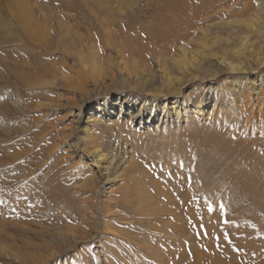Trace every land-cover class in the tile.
<instances>
[{
	"label": "bare ground",
	"instance_id": "6f19581e",
	"mask_svg": "<svg viewBox=\"0 0 264 264\" xmlns=\"http://www.w3.org/2000/svg\"><path fill=\"white\" fill-rule=\"evenodd\" d=\"M81 1L94 16L98 25L106 32L108 37L105 42L107 41L110 47L118 51V63L115 62L116 58H104L107 65V68L104 69L101 52H98L97 47L94 45L96 44L94 35L90 34L89 42L92 43L85 44L84 39L77 33L78 31L75 32V36H71L72 29L70 30L63 23L59 27L58 45L55 49H52L51 27L47 24L50 17L41 8L39 13L44 18L43 22L45 24L39 21L38 14L34 9L25 7L14 13L17 22L14 29V26L11 27L9 24L0 22V44L4 43L5 40L6 42L8 40L10 42L21 41L25 37L29 42L36 43L45 52H54L60 49V44L66 49L68 45L76 47L82 45L86 49L85 52H78L73 57L75 59L74 64L78 66V69L76 68L78 75H85L88 77L87 80L74 79L66 76L64 72L61 75L70 89L82 92L85 98L91 99L92 86L98 88L102 84L105 85L106 78H109L108 82H110L108 85L103 86L100 92L96 93L97 96L102 93V99L89 108V113L83 117V123L85 124L81 128V146L77 142L73 143L76 149H82L86 154L93 157V161L98 168L97 172L92 173L91 170H88L87 176L85 174L86 180L76 184L81 192L80 196L75 197L77 201L70 200L64 205L66 208L60 206L57 201L53 203L52 213L55 216L52 220L57 225L56 228L51 229L46 226L48 221H52L46 216L49 209L48 204L40 202L38 207H35L34 204L33 208L36 212H30L27 215L28 218L33 219L31 220L33 221L32 225L42 228L41 231L36 232L41 243L30 240L25 243L26 253L22 254L12 249L11 254L16 256L18 260L22 259L25 263L26 259L29 258L28 264H46L52 258L57 257L61 251V245L56 247L54 243H62L63 245L67 242L70 246V242L87 243L95 238V235L92 236L85 227L70 225L69 220H77L85 224L91 223L90 220L92 219L96 222L95 224L100 222L102 233L112 232L115 230L113 222L118 218L126 220L127 211L132 209L137 216L144 218L146 222L148 220L146 224L148 228L155 229V235L162 236V232H166L164 234L169 238L164 239L165 237H161L160 239L159 237L157 238L158 244L155 243L154 245V242L148 241L147 236L133 237L131 238L133 240L132 244H140L136 250L139 254H135L142 255L140 261H136L133 256L128 257L126 252L125 255L127 256L123 255L120 250H102L99 264H115L116 262L118 264H146L143 260L144 254L159 261L160 264H171V260H174L176 264H182L187 247L180 241L186 242L188 232L186 230L187 223L184 221L181 210L179 211L180 208L175 201L176 197L179 196L188 205L192 201L194 193H197L196 195L201 198L207 199L209 197L217 200L231 198L232 195H229L228 192L237 193L234 190L242 189V195L240 196L246 199L247 196L256 195L260 189L264 188V181L261 178L259 182L257 181L253 185L252 179L251 181L238 174L232 175V171L237 164L234 161L231 162L232 160L236 161L234 158L237 152L245 151L251 155L261 156L260 154H263L260 158H262L261 162L264 163V0H188V9L191 13H189L188 38H190L191 43L196 42L199 44L200 47L196 52L180 45L181 39L178 40L177 37L179 36L177 34H171L172 37L174 36L171 40L166 39V37L163 39L164 34L162 31V34L155 36L146 27L147 23L142 20L141 7H139L136 0ZM152 1L163 6L167 12L178 11L179 5L175 0ZM152 1L147 0V3L144 2L149 7ZM219 6L222 10L218 8ZM121 16L123 17L122 20L119 18ZM112 28L116 30L119 36L114 35ZM125 31L130 34V39L123 38ZM144 31L149 41H151L150 43H152L153 50H150L148 45L146 46L143 43ZM18 32L22 34L20 35ZM90 32L92 33V31ZM118 38H121V40H118ZM175 46L179 48L180 53L173 55L170 51ZM146 47H148V51L142 50ZM160 49L167 53H161ZM212 59L216 60L215 64ZM63 64L66 66L65 62ZM152 64H156L158 69H154ZM55 69L52 66L44 73L47 74ZM14 73L18 80L27 87H38L44 84L36 80L30 70L28 73L22 71L20 74ZM117 75L118 78H116ZM222 75H227V77H224L225 79L218 86L214 84L199 85L198 91L193 88L191 92L186 93L185 88L197 79L201 82H208ZM88 80H91V87H87ZM221 84L234 87L237 97L235 113H226L228 114H225L226 117L217 114L216 121L208 128L215 129L213 131L217 142L221 144V147L226 148L225 151L227 150L228 155H226L227 158L221 156L223 159L218 160L214 156L211 158L210 153L207 152L209 158L204 160L205 162L196 165L197 163L195 164L194 159H192V152L188 150L184 143L180 144V139L184 136H182L184 133L180 130L183 128L188 129L190 123L195 127L202 126V128H206V124H209L212 118L211 114L215 109L216 102L209 103L211 102L210 98L214 96ZM119 87L124 90L128 89L141 96V98H135L133 97L134 94L127 92H116L115 89ZM192 94H195V96L192 97ZM84 99L80 101L81 107L84 106L86 101ZM118 106L119 112L115 109L116 107L118 109ZM208 107L212 110L205 117L202 116V109H208ZM144 123L148 132L150 128L155 132L161 126L160 137L163 138L165 134L164 137L167 138H160L161 141H157L155 140L156 136H153L154 140L151 141V139L147 144H145L146 142H134V139L137 141L141 138L138 131ZM135 125L138 127L136 128ZM106 131H108L111 138H125L128 144L132 146L133 150L129 151L128 157L122 155L121 152L114 154L115 143L111 142L109 151L105 152L101 148V140ZM198 132L191 133L193 136L191 138L196 139L194 137L200 133ZM188 140H190L189 137ZM206 140H208V137ZM205 141L203 139V142ZM192 142L195 141L191 140ZM198 143L196 142V144ZM204 145H207V143ZM58 146L59 144L55 142L53 149L56 150ZM144 147L150 151V157L152 158L150 162L156 163L153 172L148 171L135 160L137 157L135 151H140ZM210 147L213 148V146ZM218 157H220V154ZM75 167L76 164H69L68 169L71 170ZM124 173L127 176L129 175L131 181H134L135 190L129 189L130 187L128 188V185H125L126 181L121 182L124 181L122 180ZM151 173H154V175L156 173L166 179L167 184L155 180L156 176L154 179ZM191 175L196 181L194 184L189 185L188 181ZM206 176H211L209 181L199 182L200 177ZM229 177H235V182L233 181L232 185L227 184L226 179L229 180ZM168 178L171 179L170 182L167 180ZM115 182H121V186H119L121 190L126 189L118 200L108 196L114 190ZM101 184L106 187L103 193L101 213L92 214L90 209L94 208L96 200L91 194ZM241 200L243 201V199ZM26 202L29 204L22 201L18 205L21 208L16 209V217L20 216L19 213L22 212L24 206L28 207V205L31 206L35 203L32 198L26 200ZM262 208H264V205H262ZM31 209L28 208V210ZM69 209L77 211L78 218L66 214ZM119 210H122V212L120 211V213ZM100 214L103 218H112L113 220H103ZM159 215L173 217L174 223L172 224V222L164 219L156 221L155 217ZM62 221L65 222V225L60 224ZM5 222L0 219V229L5 228ZM12 225L16 228L25 226L24 223L18 221L12 222ZM42 225H45L44 228ZM168 227L170 230H168ZM29 231L33 232V230L28 229ZM47 237H50L53 242L47 241ZM172 240L173 243L171 244ZM168 244L172 245L173 248L175 247L176 252L171 249L172 247L167 249L166 245ZM127 252L130 254L129 251ZM176 258H181V260L178 261ZM85 261L87 264H96L97 262L91 254L85 255Z\"/></svg>",
	"mask_w": 264,
	"mask_h": 264
},
{
	"label": "rangeland",
	"instance_id": "374dc122",
	"mask_svg": "<svg viewBox=\"0 0 264 264\" xmlns=\"http://www.w3.org/2000/svg\"><path fill=\"white\" fill-rule=\"evenodd\" d=\"M136 1L139 7H141L142 20L147 23L146 27L149 28L155 36L163 33V39L166 37V39L171 40L174 37H172L171 34H177L179 36L177 37L178 40L181 39L180 45L189 48L193 52L199 49V44L196 42L191 43L189 40L190 38H188V24L190 18L188 0H175L179 7L178 11L173 10L172 12H167L163 6L156 4L152 0L149 7L146 6L147 0ZM24 7L34 9L36 14H38L40 22L44 20V18L40 16V8L50 17L47 24L51 27L50 34L53 39L52 49H55L58 45L57 36H59V27L60 24L63 23L64 26H68L70 30L72 29L71 36H75V32L78 31L77 33L84 39L85 44L92 43L89 42L90 34L94 35L96 43L94 45L97 47L98 52H101V54H99L103 57L104 69L105 67L107 68L104 58H116L115 62H119L117 55L118 51L110 47L107 41L105 42L108 37L106 36V32L98 25L94 16L86 9L81 0H0V22L7 25L9 24L13 27L17 24L14 13ZM220 7L221 6L218 8ZM220 10H222V8H220ZM119 18L122 20L123 17L121 16ZM224 18L228 19L227 17ZM49 20L51 21L49 22ZM90 31H92V33ZM112 32L114 35L117 34V36H119L113 28ZM18 34L21 35L22 33L18 32ZM123 34V38L130 39V34L128 32L125 31ZM143 37L144 45H148L149 49L153 50L152 43H150L151 41H149L145 31ZM118 40H121V38H118ZM8 41L6 42L5 40L4 43L0 44V219L6 221L5 228H3L4 230L0 229V264H28L29 258L26 259L25 263L22 259L18 260L16 256L11 254L12 249L22 254L26 253L27 251L25 250L27 249L25 243L30 240L35 243H41L37 235L38 233L36 232L41 231L42 228L32 225L33 221L31 220L33 219L28 218L29 216L27 213L36 212L33 208L34 204L35 207H38L40 202H46L49 207L46 216L50 220L54 219L55 214L52 213L53 203L57 201L60 206L62 205L65 207L64 205L70 200L77 201L75 197L80 196L81 192L76 187V184H80L86 180L88 170H91L92 173H96L98 170L96 163L93 161V157L86 154L82 149H76L73 143L77 142L79 146H81V128H83L85 124L83 123V117L89 113V108L93 107L98 100L102 99V93L98 96L96 93L100 92L102 87L108 85L110 82H108L109 78H106L105 85L102 84L100 85L101 88H95L94 86L91 87V80H88L87 87H91L93 91L90 95L91 99L85 98L82 92L76 89H70L61 75L65 73L66 76L73 77L74 79L87 80L88 77L85 75H78L76 70L78 66L74 64L75 59L73 55L78 52H85L86 50L82 45L80 47L68 45L66 49V47L60 44V49L54 52H45L44 49L37 46L36 43L29 42L25 37H23L21 41ZM148 47L142 50L148 51ZM159 51L161 53H167L162 49ZM170 52L173 55L180 53L179 48L176 46L171 48ZM152 61L154 63L153 59ZM212 61L214 64L216 63L215 59H212ZM64 62L67 67L63 64ZM52 66L56 68L54 71L52 70V72L50 71L47 74L44 73ZM152 66L154 69H158L156 64H152ZM29 70L33 73L36 80L43 82L45 85L42 84L41 86L32 88L27 87L18 80L14 73L20 74L21 71L28 73ZM118 77L117 75L116 78ZM224 77L226 78L227 75H222L208 82H201L197 79V81L185 88L186 93L191 92L193 88H196L198 91L199 89L197 88H199V85L205 86L207 84H214L218 86V84L225 79ZM228 86L221 84L219 89L214 93V96L210 98L211 102L209 103L216 102L209 124H206V126L203 125L206 128H202V126L195 127L190 123L188 129L185 130L183 128L180 130L184 133L182 134V136H184L180 139V144L182 145L184 143L185 146L188 147V150L192 152V159H194L193 162L195 164L197 163L196 165L205 162L204 160L209 158V153L211 158L214 156L218 160H222V157L227 158L226 155H228V153L227 150L225 151L226 148L220 146L221 144L217 142L216 136L214 135L213 130L215 129H209L208 127L216 121L215 118L217 114L221 117H226V115H228L226 113H235L237 97L234 87L231 85ZM99 88L100 90H98ZM115 91L134 94L130 90H124L121 87L115 89ZM194 96L195 94H192V97ZM133 97L141 98V96H138L136 93ZM83 99L86 101L84 102V106L81 107L80 101H83ZM115 109L119 112V106L118 109L117 107ZM211 110L212 108L209 107L208 109H202V116L205 117ZM143 125L138 131L141 138L137 141L136 139H134L135 141H129L137 143L146 142L145 144H147L151 139V141L154 140L153 136H156L155 140L157 141L167 138L164 137L166 136L165 134L163 138L160 137L162 131L161 126H159L155 132L152 128H150L148 132L145 123ZM183 125H185V123H183ZM137 127L138 126H136V128ZM194 131L200 132L194 137L196 139H192L193 136L191 133H194ZM108 134V131L104 132L101 140V148L105 152L109 151V145L112 142L113 144L115 143L116 147L114 148L115 153L113 152L115 155L117 152H121L122 155L128 157L129 151L133 150L132 146L128 144L125 138L114 139ZM188 137L190 140H188ZM207 137L208 140L205 141ZM203 139L209 146L204 145L206 143L203 142ZM191 140L195 142L191 143ZM55 142L60 146H58L56 150L53 149ZM196 142L199 143L196 144ZM175 144L179 145L177 143ZM210 146H213V148ZM207 152L209 153L206 154ZM135 154L137 155L135 160L142 164L145 169L152 172L153 169L155 170L156 165L154 166V164L156 163L153 164L150 162L152 158L147 148L144 147L140 151H135ZM219 154L220 157H218ZM260 155L263 156V154ZM261 156L251 155L245 151L237 152L234 158L236 161H231L237 164L232 171V175L238 174L247 180L252 179L253 185L255 182H259L260 178L264 181V163L261 162ZM69 164H76V167L70 170V168L68 169ZM151 174H153L154 179L156 176L155 180L158 182L167 184L166 179L158 176L156 173L155 175L154 173ZM128 176L124 173L122 177L124 181L121 182L123 183L126 181L125 185H128V188L130 187L129 189L135 190L134 181H131ZM153 176L151 177L153 178ZM210 177L211 176L200 177L199 182L203 180L207 182ZM194 179L193 175H191L188 184H194L196 181H194ZM167 180L170 182L171 179L168 178ZM226 181L228 185H232L235 182V177H229V180L226 179ZM118 183L119 182H115L114 190L112 189L113 191L108 195L117 200L126 190H121L119 187L121 184ZM105 188V185L101 184L96 191L92 192L91 195H93L96 200L94 208L90 209L92 214H99ZM241 190L242 189L234 190L237 193L233 191L228 192L229 195H232L231 198L228 197L217 200L210 199L209 197H207V199L201 198L196 195L197 193H194V197L188 205H186L179 196L175 198L180 208L179 211L181 210V215L187 223L186 230L188 232V239H186V242L180 241V243L187 247L182 264H264V208H262V205H264V188L260 189L256 195L247 196L246 199L240 196L242 195ZM31 198L35 203L31 204V206L28 205V207L24 206L25 210L23 209L22 212L19 213L20 218L16 217V209L18 207L21 208V206L18 205H20L22 201L23 203L29 204L26 200ZM252 198L253 200H251ZM241 199H243V201ZM77 205L81 207L78 203ZM208 205L212 208L211 212L208 211ZM29 207L32 209L28 210ZM120 211L122 212V210H119V212ZM66 214L78 218V212L72 209H69ZM100 215L103 220H113L112 218H103L102 214ZM126 217V220L119 218L115 220L113 222L115 230L106 233H102L100 222L95 224L96 222L92 219L90 220L91 223L85 224L81 221L69 220L68 222L70 225L85 227L92 236L95 235V238L87 243L70 242V246L67 242V245L65 243L63 245L62 243H54L56 247L61 245V251L57 257L52 258L50 261L46 262V264H87L85 261L86 254H91L92 257L97 260L96 264H99L101 261L100 252L102 250H120L123 252V255L127 253L128 257L133 256V258L138 261L142 255L135 254H139L136 250L140 244H132L133 240H131V238L147 236L146 238L148 241L154 242V245L155 243L158 244L159 241L157 238L159 237L160 239L161 237H165L164 239L169 238L165 236L166 232H162V236L158 234L155 235V229L148 228L146 224L148 220L146 222L144 218L137 216L132 209L127 211ZM160 219L170 221L172 224L174 223L173 217L170 216L159 215L155 217L156 221ZM15 221L22 222L25 226L16 228L12 225V222ZM60 224L65 225V222L62 221ZM46 226L53 229L56 228L57 225L54 224V220H52L48 221ZM28 229L33 230V232L29 231L30 233L32 232L30 234ZM168 230H170L169 227ZM31 237L32 239H30ZM46 240L50 243L53 242L50 237H47ZM172 243L173 240L171 241V244ZM168 245H166L167 249L172 247V245ZM167 249L165 250L166 252L168 251ZM171 249L175 252L177 250L175 247ZM179 249L178 251H180ZM127 251H129L130 254ZM143 256V260L146 264H160L159 261L151 259L145 254ZM129 259L131 260V258ZM177 260L180 261L181 258ZM170 263L176 264L174 260H171ZM115 264H118V262Z\"/></svg>",
	"mask_w": 264,
	"mask_h": 264
},
{
	"label": "snow or ice",
	"instance_id": "6c2138e0",
	"mask_svg": "<svg viewBox=\"0 0 264 264\" xmlns=\"http://www.w3.org/2000/svg\"><path fill=\"white\" fill-rule=\"evenodd\" d=\"M207 203V202H206ZM208 211L211 212L212 211V208L210 205H208Z\"/></svg>",
	"mask_w": 264,
	"mask_h": 264
}]
</instances>
